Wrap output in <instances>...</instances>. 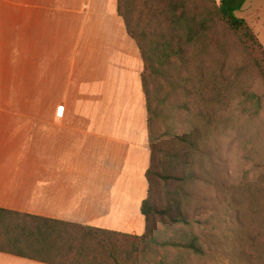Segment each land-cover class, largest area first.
Instances as JSON below:
<instances>
[{
  "label": "crops",
  "instance_id": "obj_1",
  "mask_svg": "<svg viewBox=\"0 0 264 264\" xmlns=\"http://www.w3.org/2000/svg\"><path fill=\"white\" fill-rule=\"evenodd\" d=\"M144 70L118 0H0V208L144 235Z\"/></svg>",
  "mask_w": 264,
  "mask_h": 264
},
{
  "label": "trees",
  "instance_id": "obj_2",
  "mask_svg": "<svg viewBox=\"0 0 264 264\" xmlns=\"http://www.w3.org/2000/svg\"><path fill=\"white\" fill-rule=\"evenodd\" d=\"M246 1L118 0L119 16L145 64L142 83L151 164L146 174L149 194L141 211L147 231L133 236L0 208L4 235H0V252L46 264H139L157 249L163 255L152 264H178L182 254L203 253L197 237L189 239L183 234L182 228L189 222L179 215L177 188L192 178L193 156L204 139L201 128L220 126L223 116L217 113L221 96L213 101L206 96L210 85L205 82L211 78L197 60H218L226 54L232 37L264 58L257 36L246 20L237 16ZM179 11L183 14L178 15ZM211 46L216 48V55L210 51ZM181 68L186 70V78L180 77ZM218 80L220 91L223 74ZM246 100L256 111L261 108L260 96L246 94ZM182 111H186L184 119ZM160 184L167 190L162 209L155 204ZM158 218L163 228L157 227Z\"/></svg>",
  "mask_w": 264,
  "mask_h": 264
},
{
  "label": "rangeland",
  "instance_id": "obj_3",
  "mask_svg": "<svg viewBox=\"0 0 264 264\" xmlns=\"http://www.w3.org/2000/svg\"><path fill=\"white\" fill-rule=\"evenodd\" d=\"M237 16L264 48V0H247ZM209 49L217 54L214 46ZM207 61L197 60L211 78L205 82L210 85L206 96L212 101L221 96L217 113L223 117L220 126L201 128L204 139L193 156L192 178L177 188L179 215L189 222L183 234L197 237L203 251L180 255L178 264H264V58L232 37L224 56ZM181 70L180 77L186 78ZM220 74L224 81L218 91ZM250 93L262 98L258 111L247 103ZM185 115L182 111L183 119ZM166 194L160 184L155 198L159 209L166 205ZM157 227L163 228L159 218ZM162 255V250L151 251L139 264H152Z\"/></svg>",
  "mask_w": 264,
  "mask_h": 264
}]
</instances>
